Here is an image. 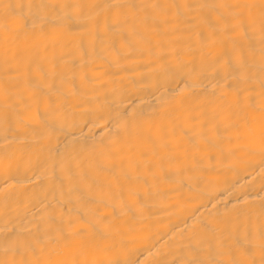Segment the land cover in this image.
<instances>
[{"label": "bare ground", "instance_id": "1", "mask_svg": "<svg viewBox=\"0 0 264 264\" xmlns=\"http://www.w3.org/2000/svg\"><path fill=\"white\" fill-rule=\"evenodd\" d=\"M0 264H264V0H0Z\"/></svg>", "mask_w": 264, "mask_h": 264}]
</instances>
